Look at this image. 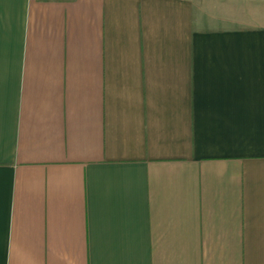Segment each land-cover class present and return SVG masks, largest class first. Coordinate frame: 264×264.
<instances>
[{
    "label": "crops",
    "instance_id": "crops-1",
    "mask_svg": "<svg viewBox=\"0 0 264 264\" xmlns=\"http://www.w3.org/2000/svg\"><path fill=\"white\" fill-rule=\"evenodd\" d=\"M0 264H264V0H0Z\"/></svg>",
    "mask_w": 264,
    "mask_h": 264
}]
</instances>
